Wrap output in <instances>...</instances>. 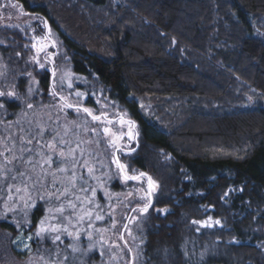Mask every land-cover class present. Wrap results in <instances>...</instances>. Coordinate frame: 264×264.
I'll list each match as a JSON object with an SVG mask.
<instances>
[{"label": "trees", "instance_id": "trees-1", "mask_svg": "<svg viewBox=\"0 0 264 264\" xmlns=\"http://www.w3.org/2000/svg\"><path fill=\"white\" fill-rule=\"evenodd\" d=\"M14 2L52 28L64 63L92 87L85 101L101 89L108 110L136 125L127 162L159 186L141 217L140 264H264V0ZM13 36L0 61L15 53ZM19 52L25 64L6 85L36 78L45 95L48 72ZM1 100L12 111L8 135L20 108Z\"/></svg>", "mask_w": 264, "mask_h": 264}, {"label": "rangeland", "instance_id": "rangeland-1", "mask_svg": "<svg viewBox=\"0 0 264 264\" xmlns=\"http://www.w3.org/2000/svg\"><path fill=\"white\" fill-rule=\"evenodd\" d=\"M14 34L15 53L1 54L0 61V222L8 227L0 228V264H140L141 217L159 186L127 162L136 125L125 112L108 110L101 89L86 102L92 87L64 63L68 58L52 28L17 3L0 0V45L14 43ZM21 47L30 68L48 72L45 95L36 78L24 89L17 80L6 85L10 71L21 72L25 64L17 67ZM1 99L19 105L15 117L32 135L15 123L6 135L12 111ZM147 100L141 107L155 120ZM38 207L42 212L34 218ZM153 251L164 259L163 250Z\"/></svg>", "mask_w": 264, "mask_h": 264}, {"label": "water", "instance_id": "water-1", "mask_svg": "<svg viewBox=\"0 0 264 264\" xmlns=\"http://www.w3.org/2000/svg\"><path fill=\"white\" fill-rule=\"evenodd\" d=\"M115 161L117 162V164L119 165V162H118V159H117V157H115ZM120 166V165H119ZM150 187H152V185H150Z\"/></svg>", "mask_w": 264, "mask_h": 264}]
</instances>
